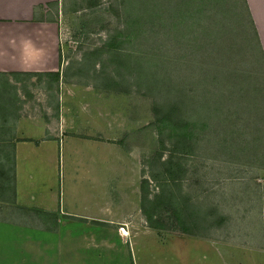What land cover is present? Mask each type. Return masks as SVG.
Wrapping results in <instances>:
<instances>
[{"label":"rangeland","instance_id":"374dc122","mask_svg":"<svg viewBox=\"0 0 264 264\" xmlns=\"http://www.w3.org/2000/svg\"><path fill=\"white\" fill-rule=\"evenodd\" d=\"M94 1L65 13L63 83L19 74L16 95L0 74L1 123L57 136L56 157L43 148L27 168L42 189L61 182L82 217L0 228L30 233L38 264H205V241L242 242L264 219V59L248 0Z\"/></svg>","mask_w":264,"mask_h":264},{"label":"crops","instance_id":"0c3cea01","mask_svg":"<svg viewBox=\"0 0 264 264\" xmlns=\"http://www.w3.org/2000/svg\"><path fill=\"white\" fill-rule=\"evenodd\" d=\"M84 1L83 4L79 0H0V74L15 84L7 87V92L21 93L19 81L14 80L19 74L34 78L41 73L53 72L60 84L61 78L63 83L64 64L68 61L63 39L64 16L67 12L79 11V3L89 8L97 3ZM248 4L264 55V0H248ZM58 89L63 91L61 85ZM6 106L12 107V103L0 102V110H6ZM19 118L11 115L9 123L5 120L3 124L0 117V221L16 220L22 214L42 213L57 216L56 221L64 220L65 215L82 217L81 209L74 203H66L61 182L59 188L42 189L34 180L36 169L30 171L27 168L32 157L37 158L38 164L42 162L41 158L47 153L43 148L49 149L51 159L56 157L52 143L55 144L57 136L45 139L32 135L29 126L26 135L19 133ZM45 142H51V145ZM78 167L73 173L76 181L82 176L81 166ZM18 207L24 212H17ZM259 226L242 242L227 245L226 241L218 240L209 245L205 241L202 249L205 264H264V219ZM29 234L0 228V264H38L31 257L38 251L27 239ZM40 234L46 236V233ZM19 238L29 245L19 247L16 241Z\"/></svg>","mask_w":264,"mask_h":264},{"label":"trees","instance_id":"16d2710c","mask_svg":"<svg viewBox=\"0 0 264 264\" xmlns=\"http://www.w3.org/2000/svg\"><path fill=\"white\" fill-rule=\"evenodd\" d=\"M246 1V0H245ZM248 15H249V17H250V13H249V10H248ZM250 24H251V29L253 30L252 32H253V35H254V33H255V35H256V41H257V43H258V45H259V48L261 49V46H260V42H259V38H258V35H257V32H256V29H255V26H254V24H253V22H252V19H251V17H250ZM255 37V36H254ZM262 50V49H261ZM261 54H262V51H261ZM262 58L264 59V55H262Z\"/></svg>","mask_w":264,"mask_h":264},{"label":"bare ground","instance_id":"6f19581e","mask_svg":"<svg viewBox=\"0 0 264 264\" xmlns=\"http://www.w3.org/2000/svg\"><path fill=\"white\" fill-rule=\"evenodd\" d=\"M124 233H126L127 234V232L125 231Z\"/></svg>","mask_w":264,"mask_h":264}]
</instances>
